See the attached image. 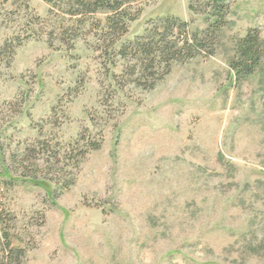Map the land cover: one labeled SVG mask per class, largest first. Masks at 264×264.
I'll list each match as a JSON object with an SVG mask.
<instances>
[{"label": "rangeland", "instance_id": "obj_1", "mask_svg": "<svg viewBox=\"0 0 264 264\" xmlns=\"http://www.w3.org/2000/svg\"><path fill=\"white\" fill-rule=\"evenodd\" d=\"M64 1L0 6V44L20 41L0 65V264H264V0H228L213 53L152 89L117 51L159 17L206 28L207 0H146L114 45L106 13L80 21ZM249 28L263 52L237 77ZM80 134L101 145L68 189L22 175L34 141Z\"/></svg>", "mask_w": 264, "mask_h": 264}, {"label": "trees", "instance_id": "obj_2", "mask_svg": "<svg viewBox=\"0 0 264 264\" xmlns=\"http://www.w3.org/2000/svg\"><path fill=\"white\" fill-rule=\"evenodd\" d=\"M6 1L0 0V6ZM44 1L51 3L54 0ZM144 1L66 0L63 3L68 14L80 15V21H85L86 17L97 12L106 13L105 33L110 35L108 41L114 45L127 32L128 22L137 18L141 11L138 5ZM206 5L213 20L202 30L191 31L187 22L173 16H164L157 18L152 28H147L144 34L123 44L117 51L120 57L128 60L123 75L139 87L152 89L169 73L172 63L183 62L202 53L212 54L217 33L226 22L229 3L228 0H207ZM19 42V38L11 37L0 44V65L9 62ZM262 52L259 31L249 28L236 42V57L230 62V68L237 77L251 74ZM100 145V139L85 138L84 134L64 146L57 141L37 139L25 148L19 166L23 176L37 180L39 174L43 173L41 179L63 191L74 183L76 171L84 157L90 151L99 149ZM4 251L10 254L8 244Z\"/></svg>", "mask_w": 264, "mask_h": 264}]
</instances>
